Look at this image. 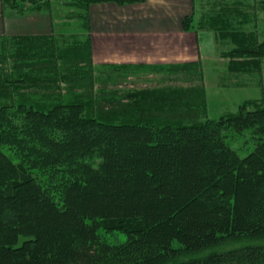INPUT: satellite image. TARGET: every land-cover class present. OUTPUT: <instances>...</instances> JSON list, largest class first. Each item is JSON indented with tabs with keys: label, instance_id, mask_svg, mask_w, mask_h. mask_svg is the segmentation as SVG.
<instances>
[{
	"label": "trees",
	"instance_id": "1",
	"mask_svg": "<svg viewBox=\"0 0 264 264\" xmlns=\"http://www.w3.org/2000/svg\"><path fill=\"white\" fill-rule=\"evenodd\" d=\"M4 1L23 13L54 3ZM67 1V20L80 18L86 34L0 35V63L14 67L5 79L14 73L24 86L36 72L30 84L42 98L10 105L19 122L0 110V264H264V243L214 248L264 238V104L208 118L193 62L167 67L186 85L161 83L140 97L108 89L125 73L166 67L94 64L90 7L145 0ZM244 6L201 21L231 35L228 54L246 59L264 55V41L247 43L245 18L230 20ZM195 21L186 16L184 28L197 29ZM101 67L108 75L99 87ZM228 130L252 131L255 148L241 156ZM102 230L126 239L110 242Z\"/></svg>",
	"mask_w": 264,
	"mask_h": 264
},
{
	"label": "rangeland",
	"instance_id": "2",
	"mask_svg": "<svg viewBox=\"0 0 264 264\" xmlns=\"http://www.w3.org/2000/svg\"><path fill=\"white\" fill-rule=\"evenodd\" d=\"M54 1L59 8H66V11L72 9L68 5H63V0H53V2ZM236 3H243V5H245V13L231 14L229 15L230 20L234 18H245L246 21L240 26L247 30V32H250L249 41L247 43L253 46L259 41H264V0H197L194 13L196 19L195 25L196 27L198 26L197 29L200 38L199 50L201 56L199 61L196 62L198 66L195 78L196 82L198 81V83L200 82L202 86H204L208 111L207 116L210 119L235 114L243 104H246L249 108L259 107L264 104V55H259L258 57L251 56L246 59L240 56H231L228 53L236 45L232 36H222L216 24L210 26L208 23H202L201 21L207 14L217 15L218 13V15L222 16V10H224L226 6L228 8H235ZM68 20L69 23L72 22L76 24V27L72 28L74 29L72 30L73 32L86 34L85 29L78 25L81 24L80 18H69ZM8 21L10 25H14L11 18H9ZM153 26L155 25L152 24L151 27ZM64 27L66 30L69 29L68 25ZM4 61H8V58L4 59ZM4 61L0 63V71H2V76H0L1 87L5 89L10 87L11 89L8 90V92L0 91V110L2 113L8 114L13 122L14 119L19 122L18 113H14V105H10L24 101V98L30 99L28 102H38V100H42V98L40 99V92L34 91L35 89H33L30 84L31 81L35 80V76L39 78V75H37L36 72H34V77L27 75L25 78L26 80L23 81L26 85L18 86L16 85L17 83H14V81L18 79V76H14V73L10 74L11 78L5 79L6 74L3 72L4 68H10L11 66L14 71V67H12V61H9L8 65L6 63L3 64ZM156 68L157 69L150 70L151 72L143 68L139 69L142 73H125L121 78L110 82L106 86L108 89L123 93H134V91H136L140 97V95L148 93L150 89L159 88L161 83L162 85H186L189 82L183 74L180 76L178 74H172L168 72L167 68H163V71L160 70V72H158L159 68ZM94 73L101 78L99 82L95 83V86L102 87V84L105 85L104 80L108 75L107 68L101 67L95 70ZM60 85L61 89H59V92L65 94L68 85L66 82ZM82 90L83 89L77 90V93ZM86 108L89 112V107ZM226 134V139L229 144L235 148L241 156H246L256 146L257 139L250 130L244 132L228 130ZM9 150L16 161H18L19 155L17 157L14 155L13 150L8 148V151ZM102 232L105 238L110 242H120L126 239V234L120 230H102ZM248 243H264V238L252 240L249 236H240L225 240L214 248L238 247ZM189 254V252L184 250L182 256H187Z\"/></svg>",
	"mask_w": 264,
	"mask_h": 264
},
{
	"label": "crops",
	"instance_id": "3",
	"mask_svg": "<svg viewBox=\"0 0 264 264\" xmlns=\"http://www.w3.org/2000/svg\"><path fill=\"white\" fill-rule=\"evenodd\" d=\"M63 1V5L68 2ZM196 5L197 0L92 4L90 38L94 64L131 63L167 68L173 64L196 63L201 58L198 29L184 28L185 17L195 13ZM66 14V8H59L55 1L52 7L49 5L40 12L31 9L23 13L0 0V35L71 33L76 24L69 23ZM152 24L155 26L151 27Z\"/></svg>",
	"mask_w": 264,
	"mask_h": 264
}]
</instances>
